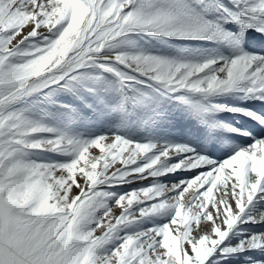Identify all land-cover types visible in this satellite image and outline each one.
I'll return each instance as SVG.
<instances>
[{"label": "snow or ice", "instance_id": "obj_1", "mask_svg": "<svg viewBox=\"0 0 264 264\" xmlns=\"http://www.w3.org/2000/svg\"><path fill=\"white\" fill-rule=\"evenodd\" d=\"M261 201L264 0H0V264H264Z\"/></svg>", "mask_w": 264, "mask_h": 264}, {"label": "rangeland", "instance_id": "obj_2", "mask_svg": "<svg viewBox=\"0 0 264 264\" xmlns=\"http://www.w3.org/2000/svg\"><path fill=\"white\" fill-rule=\"evenodd\" d=\"M229 114L227 113H221V116H228ZM104 124L105 122L104 121H100L99 122V131H104L105 128H104ZM180 132H182V129H180ZM257 209H264V201H261L257 206H256ZM157 222H160V221H157ZM143 227H150L151 226V221H145L142 225ZM240 231H261V230H264V225H240ZM99 234V233H98ZM235 238H238V237H234Z\"/></svg>", "mask_w": 264, "mask_h": 264}]
</instances>
